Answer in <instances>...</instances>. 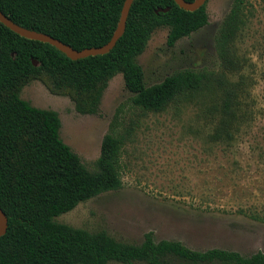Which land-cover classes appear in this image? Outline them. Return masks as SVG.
<instances>
[{"label": "trees", "instance_id": "1", "mask_svg": "<svg viewBox=\"0 0 264 264\" xmlns=\"http://www.w3.org/2000/svg\"><path fill=\"white\" fill-rule=\"evenodd\" d=\"M123 2L0 0V11L22 27L81 50L109 41ZM243 3L233 1L215 37L224 72L213 78L221 91L214 140H232L246 114L241 98L246 89L245 76L240 74L243 62L234 45L245 24ZM205 4L189 11L174 0H133L125 30L113 48L75 60L49 43L18 35L0 22V209L7 217L6 232L0 236V264H264L260 250L249 256L220 248L200 251L177 240L156 242L152 232L145 233L140 244H129L105 231L89 232L54 221L78 203L121 187L124 139L112 128L104 134L96 168L91 171L60 137L58 113L35 107L19 95L24 85L39 80L51 93L69 96L78 112L93 114L109 80L120 74L134 106L161 111L178 97L202 90L211 75L183 69L147 86L136 57L158 27H168L166 43L172 46L205 26ZM158 8L168 10L156 13ZM226 72L238 73L239 78L232 81Z\"/></svg>", "mask_w": 264, "mask_h": 264}, {"label": "rangeland", "instance_id": "2", "mask_svg": "<svg viewBox=\"0 0 264 264\" xmlns=\"http://www.w3.org/2000/svg\"><path fill=\"white\" fill-rule=\"evenodd\" d=\"M233 1L207 0L208 23L172 46L166 43L168 27L151 33L136 57L147 86L183 69L211 75L202 90L161 111L134 106L120 74L109 80L93 114L78 112L69 96L51 93L39 80L22 87V99L58 113L60 137L89 170L96 168L104 134L112 128L124 139L121 187L78 203L54 221L105 231L129 244L152 232L156 242L177 240L194 250L264 252V0H243L245 24L234 42L243 62L246 114L232 140L212 138L221 102L213 78L224 72L215 37ZM226 77L233 81L239 74Z\"/></svg>", "mask_w": 264, "mask_h": 264}, {"label": "water", "instance_id": "3", "mask_svg": "<svg viewBox=\"0 0 264 264\" xmlns=\"http://www.w3.org/2000/svg\"><path fill=\"white\" fill-rule=\"evenodd\" d=\"M207 0H193L191 2L185 1V0H174V2L182 9L193 11L195 9H198L200 6H202ZM133 0H124L119 20L117 23V26L114 30V33L112 34L111 38L107 43L104 45H101L99 47H91V48H84L81 50H76L72 48L71 46L61 42L60 40L42 33L38 31H34L31 29H27L25 27H22L13 21H11L6 15H4L0 11V22L8 27L10 30L13 32L17 33L18 35L32 39V40H37L41 42H46L57 49H59L61 52H63L66 56H68L71 59H80L84 58L90 55H99V54H104L107 53L110 49L113 48L115 45L116 41L119 39V37L123 34L125 30V25H126V19L129 13L130 6L132 4ZM168 8H158L155 10L156 13L159 11H167ZM34 65H37L36 60H32ZM7 229V217L5 213L0 209V236L3 235L6 232Z\"/></svg>", "mask_w": 264, "mask_h": 264}]
</instances>
